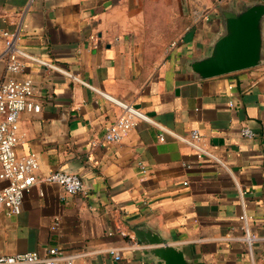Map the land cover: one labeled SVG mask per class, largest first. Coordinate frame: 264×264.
I'll list each match as a JSON object with an SVG mask.
<instances>
[{
  "label": "crops",
  "instance_id": "crops-1",
  "mask_svg": "<svg viewBox=\"0 0 264 264\" xmlns=\"http://www.w3.org/2000/svg\"><path fill=\"white\" fill-rule=\"evenodd\" d=\"M258 2L0 0V80L3 31L59 68L27 57L12 74L30 77L41 102L39 111L21 112L16 145L19 154H36L38 179L19 213L0 209V254L58 245L83 253L73 264H158L151 245L134 236L145 228L187 258L264 264V14L257 64L208 77L191 66L226 32L222 10ZM99 91L139 107L153 123L139 120L106 142L105 128L121 108ZM242 125L254 136H242ZM194 128L227 168L176 137ZM53 170L79 174L83 191L41 179Z\"/></svg>",
  "mask_w": 264,
  "mask_h": 264
},
{
  "label": "built area",
  "instance_id": "built-area-1",
  "mask_svg": "<svg viewBox=\"0 0 264 264\" xmlns=\"http://www.w3.org/2000/svg\"><path fill=\"white\" fill-rule=\"evenodd\" d=\"M3 34L6 64L4 75L0 80V209L9 214H16L21 210L24 193L38 179L36 154L34 152L19 154L16 150V145L21 137L19 116L23 111H39L41 102L33 96L35 87L30 77L19 78L12 74L22 70L24 67L23 58L27 57L47 66L59 68L18 48L14 43V32L3 31ZM91 37L94 38V36ZM64 73L74 80L86 83L77 74L66 70H64ZM99 92L121 108V113L109 122L105 128L104 139L106 142L119 141L127 130L139 120L153 123L139 107L119 100L106 92ZM229 105L234 106L235 102L230 100ZM239 133L248 138L254 136V131L248 125L240 126ZM176 137L191 146L198 156H209L227 168L218 156L200 142L201 136L196 128L190 130L186 135H176ZM138 163L140 170L145 172V166L141 162ZM41 179L56 182L69 193H77L84 189L80 175L75 172L53 170L43 175ZM242 218L245 228L243 239L250 249L254 237L248 232L247 216L244 212H242ZM57 224L58 220L55 218L52 227L54 228ZM120 231L122 234L126 233L124 230ZM110 251L114 253L115 258L120 257L118 248H111ZM81 254L83 253H67L62 250L61 246L51 245L47 246L42 252L28 250L0 254V264H73L74 258Z\"/></svg>",
  "mask_w": 264,
  "mask_h": 264
},
{
  "label": "water",
  "instance_id": "water-1",
  "mask_svg": "<svg viewBox=\"0 0 264 264\" xmlns=\"http://www.w3.org/2000/svg\"><path fill=\"white\" fill-rule=\"evenodd\" d=\"M246 6L239 12L222 10L226 32L214 43L212 53L194 60L191 66L201 77L219 75L257 64L260 60V20L264 14V0ZM138 241L151 245L149 251L158 264H212L199 258H187L182 249L167 243L155 231L135 228Z\"/></svg>",
  "mask_w": 264,
  "mask_h": 264
}]
</instances>
